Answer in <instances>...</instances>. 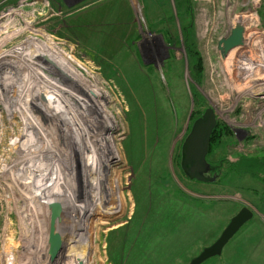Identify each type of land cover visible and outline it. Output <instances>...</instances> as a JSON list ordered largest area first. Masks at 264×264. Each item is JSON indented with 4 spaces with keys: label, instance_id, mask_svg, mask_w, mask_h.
Masks as SVG:
<instances>
[{
    "label": "rangeland",
    "instance_id": "1",
    "mask_svg": "<svg viewBox=\"0 0 264 264\" xmlns=\"http://www.w3.org/2000/svg\"><path fill=\"white\" fill-rule=\"evenodd\" d=\"M238 20L246 25L244 42L223 57L218 42ZM24 26L23 36L2 45ZM35 34L107 94L101 102L115 128L94 141L89 122L102 134V120L93 106L70 101L87 122H74L68 111L87 136L85 146L72 144L13 74L27 79L28 70L0 67V264H189L243 206L264 208L257 179L217 175L205 183L181 167L183 142L208 107L231 131L208 160L226 149L264 153V0H0V60ZM189 37L202 58L200 81ZM188 196L207 200V212L185 206ZM54 200L65 206L57 229L50 224ZM159 204L168 208L162 217ZM253 224L258 217L201 264H264V244L260 252L251 246ZM260 237L264 243V231Z\"/></svg>",
    "mask_w": 264,
    "mask_h": 264
},
{
    "label": "bare ground",
    "instance_id": "2",
    "mask_svg": "<svg viewBox=\"0 0 264 264\" xmlns=\"http://www.w3.org/2000/svg\"><path fill=\"white\" fill-rule=\"evenodd\" d=\"M24 23L27 25L28 21L24 20ZM25 30L27 31L25 26L23 28L20 27L18 31L15 32L14 35H12L11 38L3 40L1 42L2 45L10 39L23 36V34L26 32ZM28 31H31V29ZM42 36H33L34 39L31 40V42H28L29 40L23 39L22 41L17 43V45L13 46L12 49L3 52V54L1 55L3 56V58L0 60V67L8 69L9 66L13 69L14 66L18 69L19 75L21 74V70L23 69V67H25L24 71L28 70L30 77L27 79H23L21 76L18 77L16 72H14L13 74L16 75V77L20 79L22 83H28L27 85L30 86L29 89L34 92V98L38 102L41 101L47 105V108H49L51 110V113L53 114H50V116H53L54 120H56L55 117H57V121L61 123L63 130H66L68 134H71L72 144L77 145L79 142H81L85 146V143L82 139L85 140V138L87 137L84 135V133H82L83 131L77 130V128L75 129V125L72 122H76V120L85 123L87 122L85 119H83L82 121L79 115L75 113L74 107H72L71 103H69L70 101H78L81 106H93L95 113L103 122L105 131L101 134L95 122L90 121L89 125L92 127L90 130L94 133L92 134V138H94L93 140L95 141L97 135H99L100 137H103V139H107L109 132H111L115 128L112 122V120L114 121L115 116H110V113L105 110V103L101 102L105 97H107V94L99 89L95 84H93L92 80L88 79L85 73L72 61L68 60L56 49V51L54 50V48L52 49V47L44 41V38H41ZM27 37L28 36H26L25 39ZM5 64H7L8 66H6ZM260 80H262L261 77ZM36 100L34 101L36 106L44 110V108L39 105L40 103H36ZM68 111H72L74 115L73 121L72 118L67 115ZM68 121H71V123L69 124ZM85 123L83 125L86 127ZM109 138H115V136L110 135ZM40 139H43V137L41 136ZM56 191H54V193H56ZM52 202H55V200ZM70 225L73 228L74 223L72 222ZM73 231L71 234L73 235L74 242L75 233H73ZM87 245H85L84 249L87 248Z\"/></svg>",
    "mask_w": 264,
    "mask_h": 264
},
{
    "label": "water",
    "instance_id": "3",
    "mask_svg": "<svg viewBox=\"0 0 264 264\" xmlns=\"http://www.w3.org/2000/svg\"><path fill=\"white\" fill-rule=\"evenodd\" d=\"M245 32L246 25L244 21L238 20L231 29L230 34L220 38L218 50L223 57H226L235 46L244 42ZM217 123L218 118L214 108H206L204 113L193 122L191 130L183 142L181 167L190 179L205 183L216 180L215 176L207 174L210 170V163L207 160V155L210 149L211 137ZM49 208L50 224L52 228H61L65 214L63 202H53L50 204ZM252 217V209L248 205L243 206V208L232 217L217 240L192 258L189 264H201L210 257L221 254L230 239ZM78 264H85V262L80 260Z\"/></svg>",
    "mask_w": 264,
    "mask_h": 264
},
{
    "label": "trees",
    "instance_id": "4",
    "mask_svg": "<svg viewBox=\"0 0 264 264\" xmlns=\"http://www.w3.org/2000/svg\"><path fill=\"white\" fill-rule=\"evenodd\" d=\"M192 43L193 42H191L190 37H189L187 45H188L189 57L192 59V63H193L192 72H193L194 78L197 81L198 80L200 81V78H202V74H203L202 58L200 56V53L194 48ZM195 96H196V101L198 103L204 102V98L199 93H196ZM201 115H202L201 113L199 115H196V117L194 118V121L198 117H200ZM193 122H192V124H193ZM230 136H231V131L227 127V125H225V123L222 121H218L217 126H216V128L212 134V137H211L209 153H211L213 151L212 145H214L215 143L218 145V143H220L224 137H230ZM228 151L229 150L226 149V152L223 154V156L214 160V161H210L207 159L208 162L210 163L212 169L214 170V172H216V174L219 175L218 177H221V175L228 176L230 174H235L238 177L239 181H241V180L245 181L247 179H249V180L259 179V176L264 175V153H263V155H258V154L244 155L241 152L230 153ZM161 182H163V181H161ZM185 203H186L185 206L192 208L195 212H198L199 210H201V211L204 210V212L205 211L207 212V209H206L207 200H205V199L190 198L188 196V200L185 201ZM159 206L161 207V212H160L161 215L160 216L162 217V213H165V214L168 213V210H167L168 208H164L165 207L164 204H159ZM154 209L159 210L156 207ZM195 209H198V210H195ZM162 210L164 212H162ZM177 213H178V211L174 210V213H173L174 216ZM187 214L189 215V209L186 211L185 216L183 215V218L186 217ZM157 216H158V214L153 215V217L156 218L155 224H157V222H158ZM183 218L181 219L182 221H183ZM152 219H154V218H152ZM148 222H149V219H148ZM175 225H177V224H175ZM136 230L137 229L135 227L133 229V232H135ZM121 231L122 230H117V231H115L114 234H116L117 232L119 233Z\"/></svg>",
    "mask_w": 264,
    "mask_h": 264
},
{
    "label": "crops",
    "instance_id": "5",
    "mask_svg": "<svg viewBox=\"0 0 264 264\" xmlns=\"http://www.w3.org/2000/svg\"><path fill=\"white\" fill-rule=\"evenodd\" d=\"M69 1V0H68ZM253 181H256L255 179ZM258 182H263L264 183V179L262 178V180H259L257 179ZM256 188L253 187V190H255ZM257 196H256V200L258 201V203H262L264 205V190L262 191V193L257 190ZM252 211H253V217H258L259 219V225H252L251 226V229H253L255 232H257V237H255V239L253 238L252 240V247L257 250V251H261L260 247L261 245H263L264 243L261 241V238L260 237V232H263L264 231V208H261V207H257V205H251L249 206ZM252 217V218H253ZM229 252L230 250L227 251V255H229ZM262 259V258H261Z\"/></svg>",
    "mask_w": 264,
    "mask_h": 264
},
{
    "label": "flooded vegetation",
    "instance_id": "6",
    "mask_svg": "<svg viewBox=\"0 0 264 264\" xmlns=\"http://www.w3.org/2000/svg\"><path fill=\"white\" fill-rule=\"evenodd\" d=\"M207 174L210 175V176H217L216 172H214V170L212 169L211 165H210V170H209V172Z\"/></svg>",
    "mask_w": 264,
    "mask_h": 264
}]
</instances>
